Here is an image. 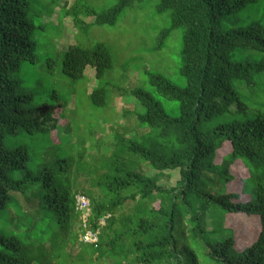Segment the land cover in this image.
<instances>
[{
	"label": "trees",
	"instance_id": "1",
	"mask_svg": "<svg viewBox=\"0 0 264 264\" xmlns=\"http://www.w3.org/2000/svg\"><path fill=\"white\" fill-rule=\"evenodd\" d=\"M135 1L141 0H118L98 9L76 0L66 15L78 30L87 31L93 24H116ZM253 1L160 2L157 9L169 11L171 26L159 33L156 49L173 29L184 27L180 72L187 86L151 71L148 81L165 98L180 101V115H169L150 92L136 88L133 94L145 108L137 119L156 132L142 141L119 136L115 153L102 163L107 169L97 171L90 186L81 188L72 180L71 167L84 164V136L71 144L70 133L60 137L56 130L58 145L44 149L36 162L25 144L5 143L6 138L57 129L66 104L42 78L29 84L16 75L24 63L38 62L36 25L28 17L27 0H0V264H95L105 254L114 264H201V250L219 264H264V105L248 110L235 89L236 82L253 89L254 73L264 74V27L247 18ZM112 65L111 50L103 42L71 45L62 59L63 73L75 80L84 79L88 67L101 79ZM90 98L97 106L105 105L106 87L93 88ZM215 116L227 119L208 124ZM143 163L158 177L146 175ZM167 170L180 175L169 188L158 183ZM220 181L227 190L215 194ZM79 193L91 200V227L110 215L96 243L80 241L84 228L76 207ZM128 201L152 204L139 203L131 215L117 218ZM209 204L227 212L226 224H208ZM238 216L257 218L253 239L246 233L236 236L232 223ZM238 236L251 242L239 249ZM78 242L80 250L72 260L66 251Z\"/></svg>",
	"mask_w": 264,
	"mask_h": 264
},
{
	"label": "rangeland",
	"instance_id": "2",
	"mask_svg": "<svg viewBox=\"0 0 264 264\" xmlns=\"http://www.w3.org/2000/svg\"><path fill=\"white\" fill-rule=\"evenodd\" d=\"M28 17L34 20L36 29L33 33L35 53L38 58L36 64L24 63L17 76L27 78L29 84L42 78L51 89H56L64 97L63 115H57L58 126L52 131L34 134H23L14 138H6L8 147H15L16 143L25 144L33 156V161L39 160L44 149L58 145L60 137L69 136L70 143L76 144L84 136V164L79 167L74 164L71 167L72 180L78 187L87 188L93 179L98 177V172L107 168L102 163L108 161L116 151V142L119 136H125L142 141L144 138L156 132L147 124L140 123L137 116L145 112L133 92L142 87L150 92L159 101L167 113L171 116L180 115V101L170 100L162 96L148 81L147 71L165 75L171 82L179 87L187 86V79L181 74L183 65L181 55L183 47L184 27L173 29L161 49H156L159 33L171 26L169 11L159 12L157 6L162 0L135 1L125 8L114 25L93 24L87 31L78 30L71 18L66 15V10L76 0H27ZM80 4L89 5L98 9L110 8L117 4L118 0H77ZM86 22L92 23L94 17H82ZM247 18L258 22L264 27V0L253 1L247 6ZM103 42L111 50L113 65L107 69L103 78L95 77V70L88 67L84 79L75 80L62 71V59L67 48L74 44L85 47H93L96 43ZM254 78L257 81L253 89L247 87L245 82H236L235 89L240 98L249 106L248 110L257 109L264 105V74L256 71ZM98 85H104L107 91L106 103L103 106L93 104L90 94ZM63 110V109H62ZM59 109V111H62ZM226 117L215 116L208 124L224 121ZM70 127V132L66 128ZM59 132V134L56 132ZM62 131V132H61ZM65 139V138H64ZM52 141L53 143H51ZM119 148L121 146H118ZM76 149V148H75ZM69 150V149H68ZM228 150H223L225 154ZM72 152V151H71ZM221 157H217V161ZM142 170L151 177H158L157 171L143 163ZM234 172L233 169H231ZM260 173H264L261 168ZM246 174V173H245ZM264 177V175H263ZM180 175L178 170H167L159 180L164 187L175 186ZM264 181V180H263ZM224 181L216 183L215 194L227 190ZM236 192H241L237 188ZM78 195V194H77ZM16 197L24 205V200L19 195ZM151 202L128 201L117 212L119 215H131L136 205ZM207 222L215 225H224L227 222V212L214 204L208 205ZM241 217V216H240ZM238 216L232 223L238 234L246 233L251 239L257 218L240 219ZM250 221V226L246 223ZM2 225V224H0ZM81 241V236H80ZM236 246L241 249L251 242L237 238ZM80 250L79 242L66 252L74 255ZM134 254L129 256V261ZM201 264H219L212 261L205 254L199 253ZM118 262V260H117ZM70 263V262H69ZM112 256L105 254L95 264H114ZM123 264V263H117Z\"/></svg>",
	"mask_w": 264,
	"mask_h": 264
},
{
	"label": "built area",
	"instance_id": "3",
	"mask_svg": "<svg viewBox=\"0 0 264 264\" xmlns=\"http://www.w3.org/2000/svg\"><path fill=\"white\" fill-rule=\"evenodd\" d=\"M76 199V207L81 212V224L84 228V231L81 234V241L85 243H96L99 240L100 229L106 224V219L110 215L108 214L100 218L97 228L91 227L89 224V219L92 215V205L90 198L79 193L76 196Z\"/></svg>",
	"mask_w": 264,
	"mask_h": 264
}]
</instances>
